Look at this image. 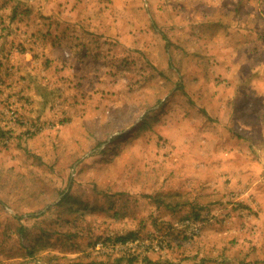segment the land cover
Masks as SVG:
<instances>
[{
  "label": "rangeland",
  "instance_id": "obj_1",
  "mask_svg": "<svg viewBox=\"0 0 264 264\" xmlns=\"http://www.w3.org/2000/svg\"><path fill=\"white\" fill-rule=\"evenodd\" d=\"M129 260L264 264V0H0V264Z\"/></svg>",
  "mask_w": 264,
  "mask_h": 264
},
{
  "label": "trees",
  "instance_id": "obj_2",
  "mask_svg": "<svg viewBox=\"0 0 264 264\" xmlns=\"http://www.w3.org/2000/svg\"><path fill=\"white\" fill-rule=\"evenodd\" d=\"M26 228L21 227V231H23ZM137 239V234L130 232L128 234H126L125 236H119L115 239L114 243H121V244H125L130 240H136ZM135 259V258H134ZM134 260H129L128 263L129 264H133Z\"/></svg>",
  "mask_w": 264,
  "mask_h": 264
},
{
  "label": "crops",
  "instance_id": "obj_3",
  "mask_svg": "<svg viewBox=\"0 0 264 264\" xmlns=\"http://www.w3.org/2000/svg\"><path fill=\"white\" fill-rule=\"evenodd\" d=\"M247 14L249 15V16H251L248 12H247ZM252 19V18H251ZM250 20V19H249Z\"/></svg>",
  "mask_w": 264,
  "mask_h": 264
}]
</instances>
